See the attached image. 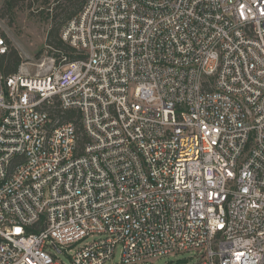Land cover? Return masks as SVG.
Wrapping results in <instances>:
<instances>
[{
    "label": "built area",
    "instance_id": "2783aa9c",
    "mask_svg": "<svg viewBox=\"0 0 264 264\" xmlns=\"http://www.w3.org/2000/svg\"><path fill=\"white\" fill-rule=\"evenodd\" d=\"M62 39L0 70V264H264V0H86Z\"/></svg>",
    "mask_w": 264,
    "mask_h": 264
},
{
    "label": "rangeland",
    "instance_id": "374dc122",
    "mask_svg": "<svg viewBox=\"0 0 264 264\" xmlns=\"http://www.w3.org/2000/svg\"><path fill=\"white\" fill-rule=\"evenodd\" d=\"M54 3V0L51 3ZM39 6L36 4L34 9ZM54 5L37 10H15L11 18L2 19L0 11V32L4 33L12 42L13 46L19 51L24 60L22 68L27 70L32 75L38 72H47L53 65V60L56 62L51 49L47 46V34L52 26L51 21H44L48 11L53 9ZM1 9V5H0ZM40 12H44V16H40ZM56 64V63H55ZM190 254L184 253L180 258H190ZM63 260L66 257L61 256ZM121 260V252L118 251L114 261L109 264H119ZM176 261L173 257L156 258L141 264H171Z\"/></svg>",
    "mask_w": 264,
    "mask_h": 264
},
{
    "label": "trees",
    "instance_id": "16d2710c",
    "mask_svg": "<svg viewBox=\"0 0 264 264\" xmlns=\"http://www.w3.org/2000/svg\"><path fill=\"white\" fill-rule=\"evenodd\" d=\"M0 0L1 5V18H11L15 10L30 9L32 11L38 8H44L43 11L54 5L51 11H48L44 21H51L52 26L47 34V46L51 49L54 57L56 58V64H60L63 58H67L68 61H76L82 58L75 49L65 43L62 39V31L68 25V23L77 16L84 8L86 0ZM39 7L35 8V5ZM44 12H40V16H44ZM5 38L8 46L9 53L0 60V70L5 78L19 72L20 67L24 63L19 51L13 46L11 40L1 32ZM74 112L67 113L64 118H72ZM1 241V239H0Z\"/></svg>",
    "mask_w": 264,
    "mask_h": 264
}]
</instances>
